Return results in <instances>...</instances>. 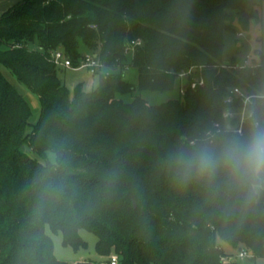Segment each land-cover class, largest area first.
Wrapping results in <instances>:
<instances>
[{
    "label": "trees",
    "instance_id": "obj_1",
    "mask_svg": "<svg viewBox=\"0 0 264 264\" xmlns=\"http://www.w3.org/2000/svg\"><path fill=\"white\" fill-rule=\"evenodd\" d=\"M259 6L264 0H21L4 11L0 64L38 96L40 112L31 122L30 104L0 73V264H68L54 256L46 226L74 250L84 246L80 229L93 233L97 254H116L119 264H240L222 260L230 255L217 239L264 257V201L245 204L220 181L183 182L175 164L205 138L237 134L214 127L224 124L229 88L264 92V23L260 67L218 68L223 33L234 18L247 30ZM80 41L108 71L70 97L49 55L62 49L76 65ZM192 65L202 66L204 85L179 99L116 98L134 91L127 66L140 89L167 91ZM255 108L264 111V101Z\"/></svg>",
    "mask_w": 264,
    "mask_h": 264
},
{
    "label": "rangeland",
    "instance_id": "obj_2",
    "mask_svg": "<svg viewBox=\"0 0 264 264\" xmlns=\"http://www.w3.org/2000/svg\"><path fill=\"white\" fill-rule=\"evenodd\" d=\"M257 17L251 18L247 30H243L238 25L236 19L233 20L234 31H225L223 33V48L221 52V63H229L233 59L236 62H242L246 56L250 59H257V52L260 50L261 44L258 39L261 36V26L264 23V6L257 7ZM240 33V36H238ZM35 45H31L33 49ZM78 51L82 56H89L90 51L80 41L78 45ZM108 69L103 67L96 74H91L87 69H63L61 73L57 70V75L60 81L64 84L69 92V96L73 95V90L76 85H81L84 91L93 90L98 83L100 74L107 72ZM0 73L6 78L9 83L28 101L32 108L31 122H34L40 112V101L38 96L28 89L23 84L19 83L15 74L9 69L0 64ZM124 80L134 85V91L128 94H116V98L124 102H130L134 97H140L145 100L148 104H160L170 99H179L181 97L179 93V80L176 79L172 90L167 91H152L142 90L138 87V75L137 69L133 66H127L123 70ZM184 138L185 137H180ZM23 149L28 151L26 146ZM35 156L34 153H30ZM50 158L53 159L54 155L49 154ZM36 157V156H35ZM45 233L50 237L53 246L54 256L63 262L68 264H75L82 261H91L94 263H104L107 261V257H103L97 254L95 250L96 236L85 230L80 229L78 231L80 239L84 242V246L74 250L70 246H64L62 244L61 232H52L48 226L45 227ZM217 243L222 247L224 253H227L226 248H231L227 243L217 239ZM240 250L246 251L248 254H252L246 248L240 247ZM235 253L237 254L238 251Z\"/></svg>",
    "mask_w": 264,
    "mask_h": 264
},
{
    "label": "clouds",
    "instance_id": "obj_3",
    "mask_svg": "<svg viewBox=\"0 0 264 264\" xmlns=\"http://www.w3.org/2000/svg\"><path fill=\"white\" fill-rule=\"evenodd\" d=\"M177 178L212 184L220 181L241 194L245 204L264 196V111L253 108L247 130L201 140L175 159Z\"/></svg>",
    "mask_w": 264,
    "mask_h": 264
},
{
    "label": "built area",
    "instance_id": "obj_4",
    "mask_svg": "<svg viewBox=\"0 0 264 264\" xmlns=\"http://www.w3.org/2000/svg\"><path fill=\"white\" fill-rule=\"evenodd\" d=\"M240 36V33H238ZM141 40L135 39L128 43L125 51L129 52L133 50L134 46L140 45ZM50 61L60 70L62 69H87L91 74H96L100 68L104 66L97 58V54L90 53L89 56H81L78 63L74 65L71 60L67 57L62 49H56L50 52ZM261 66L260 60L246 58L242 62H229L221 63L218 68H224L227 70H236L243 68L256 69ZM176 79L179 80V93L183 94L185 88L189 86L190 88H195L197 86L204 85V78L202 75L201 65H192L186 69L181 70L176 75ZM186 85V87H184ZM257 100L264 101V92L249 93L245 88L239 86H233L229 88L227 96L224 98V103L227 107L221 113V119L224 122L222 125L219 122L214 123V127L217 131L222 129L230 130L235 133L241 134L243 125L248 122L249 115ZM252 257L253 254H248L244 250H239L235 256H226L222 260L224 262L236 261V259H242L244 257ZM104 264H119L118 256L116 254H111L108 257V261Z\"/></svg>",
    "mask_w": 264,
    "mask_h": 264
},
{
    "label": "crops",
    "instance_id": "obj_5",
    "mask_svg": "<svg viewBox=\"0 0 264 264\" xmlns=\"http://www.w3.org/2000/svg\"><path fill=\"white\" fill-rule=\"evenodd\" d=\"M21 0H0V15L6 11L8 8H10L11 6H13L14 4H16L17 2H19ZM61 73L63 72V69L60 71ZM258 201H264V196L260 197L258 199ZM227 249V253L230 256H235L236 255V250L234 248H226ZM241 248H237V251H239ZM237 262H239L240 264H264V257H244L242 259H236Z\"/></svg>",
    "mask_w": 264,
    "mask_h": 264
},
{
    "label": "water",
    "instance_id": "obj_6",
    "mask_svg": "<svg viewBox=\"0 0 264 264\" xmlns=\"http://www.w3.org/2000/svg\"><path fill=\"white\" fill-rule=\"evenodd\" d=\"M184 87H186V85H185ZM133 204H134V203H133Z\"/></svg>",
    "mask_w": 264,
    "mask_h": 264
}]
</instances>
